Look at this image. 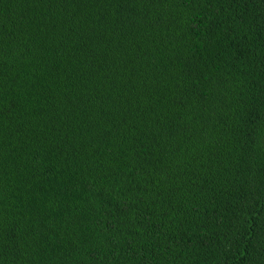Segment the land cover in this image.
Listing matches in <instances>:
<instances>
[{"label": "trees", "instance_id": "16d2710c", "mask_svg": "<svg viewBox=\"0 0 264 264\" xmlns=\"http://www.w3.org/2000/svg\"><path fill=\"white\" fill-rule=\"evenodd\" d=\"M0 264H264V0H0Z\"/></svg>", "mask_w": 264, "mask_h": 264}]
</instances>
